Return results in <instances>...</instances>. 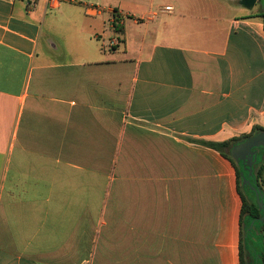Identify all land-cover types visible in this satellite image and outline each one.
Segmentation results:
<instances>
[{
    "label": "crops",
    "instance_id": "crops-1",
    "mask_svg": "<svg viewBox=\"0 0 264 264\" xmlns=\"http://www.w3.org/2000/svg\"><path fill=\"white\" fill-rule=\"evenodd\" d=\"M238 1L0 0V264H240L236 170L202 142L264 128Z\"/></svg>",
    "mask_w": 264,
    "mask_h": 264
},
{
    "label": "trees",
    "instance_id": "trees-1",
    "mask_svg": "<svg viewBox=\"0 0 264 264\" xmlns=\"http://www.w3.org/2000/svg\"><path fill=\"white\" fill-rule=\"evenodd\" d=\"M260 10L257 14V16L261 17L263 23H264V11L262 10L261 6L259 5ZM117 31L118 25H115ZM264 128L261 127H254L253 131L245 135L241 138H232L225 141H204L202 142L217 150L220 152L224 157H226L230 162L233 164L236 170V177H237V189L241 196L242 204H241V210H240V231H241V237H240V264H264V245L257 246L256 240L258 239V236L263 238V232H264V221L255 220L251 229H249V224L254 220L255 218H259L262 215V210L259 208L257 200L256 202L252 200L251 196H255V193L249 188L247 184H242L240 173L241 170V163H236L233 158L231 157L230 150L232 146L239 140L246 138L248 136H251L253 134H256L260 131H263ZM262 158L256 159L255 163L253 164V172L251 176H248L247 171H243L244 177L249 180L251 185H256L261 193L260 200L263 201L264 205V149H262ZM249 194V195H248ZM249 238L248 244L246 243L245 237ZM255 239L251 240V239Z\"/></svg>",
    "mask_w": 264,
    "mask_h": 264
},
{
    "label": "water",
    "instance_id": "water-1",
    "mask_svg": "<svg viewBox=\"0 0 264 264\" xmlns=\"http://www.w3.org/2000/svg\"><path fill=\"white\" fill-rule=\"evenodd\" d=\"M238 3L248 10H251L254 5L258 3L264 11V0H239ZM258 149H264V130L237 141L230 150L233 160L236 163H241L242 172L240 173V177L242 184H247L249 188L255 192L256 198L252 195L250 196L253 201L256 202L257 200L258 206L262 210V216L252 220L249 224V229H251L255 220L264 221V205L263 201L260 200V190L256 185H251L249 180L246 179L243 174V171H247L248 176L252 175L253 164L257 159Z\"/></svg>",
    "mask_w": 264,
    "mask_h": 264
},
{
    "label": "rangeland",
    "instance_id": "rangeland-1",
    "mask_svg": "<svg viewBox=\"0 0 264 264\" xmlns=\"http://www.w3.org/2000/svg\"><path fill=\"white\" fill-rule=\"evenodd\" d=\"M253 129H254V127H251L249 130H247V131H245V132H241V133H239V135H237V136H234V137H232V138H241V137H243V136H245V135H248V134H250L252 131H253ZM231 138V139H232ZM262 149H258V155H257V157H258V159H260V158H262ZM251 239V238H250ZM245 240H246V243L248 244V242L250 241L249 240V238H247V236L245 237ZM251 240H254L255 241V239H251ZM250 243V242H249ZM256 243H257V246L258 245H260V246H262V245H264V232H263V238H262V240H261V238L258 236V239L256 240Z\"/></svg>",
    "mask_w": 264,
    "mask_h": 264
},
{
    "label": "flooded vegetation",
    "instance_id": "flooded-vegetation-1",
    "mask_svg": "<svg viewBox=\"0 0 264 264\" xmlns=\"http://www.w3.org/2000/svg\"><path fill=\"white\" fill-rule=\"evenodd\" d=\"M253 193H255L254 191H253ZM262 216V215H261ZM256 219V218H255Z\"/></svg>",
    "mask_w": 264,
    "mask_h": 264
}]
</instances>
